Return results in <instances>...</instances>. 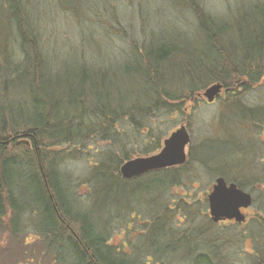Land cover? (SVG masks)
Masks as SVG:
<instances>
[{"label": "rangeland", "instance_id": "obj_1", "mask_svg": "<svg viewBox=\"0 0 264 264\" xmlns=\"http://www.w3.org/2000/svg\"><path fill=\"white\" fill-rule=\"evenodd\" d=\"M14 1L21 3L22 10H20L24 15L21 23L25 24L23 31L26 35L23 33L25 36L23 39L22 33L21 35L18 33L16 21H14L16 18L8 8L11 0H0V136L7 137L17 132L20 134L17 141L26 139L23 138V132L26 129L11 127L30 119L35 122L36 98L31 95L29 85L19 86L15 84V78L9 80L6 78L3 82L1 69L2 65H34L32 50L24 46L27 43L29 45L36 41L42 65H47L48 83H53L50 85L53 87L51 91L47 86L45 92L53 93L58 102L66 99L70 93L79 95L83 82L81 71L86 70L90 78L86 83L87 91L93 93L94 99L99 100L103 90L106 89L112 96L119 95L120 101L125 103H134L144 98L145 88L142 81L127 76L123 69L125 65H137L139 53L145 45L165 44L188 50L199 48L201 45L198 41L201 34L197 20L185 0ZM256 1L193 0L195 5L206 14L217 18L220 25H231L232 18H235L240 10L250 9ZM250 21L254 24V19ZM181 59L182 57L177 56L168 64L171 70L166 75L171 78L173 74L176 81L184 74V71H187L186 69L195 66L182 65ZM100 70L105 72L107 79H104V82L100 81V87L97 89L94 86L99 84L96 77ZM5 84L6 87H4ZM231 84L230 90L223 88L212 104L207 103L202 96L198 97V94L202 95L205 92L206 89H204L184 101L181 113L154 116L139 131L127 124L118 126L124 133L115 138L113 136L111 142L103 141L99 137L98 140H90L88 145L78 152L64 145L62 150L72 152L69 154V159L65 158L62 164L58 163L61 164L59 168L63 172L67 171L74 178L73 182L66 183V190L73 191L78 200L83 203L91 196V185L86 181L93 171L94 164L100 163L102 154L106 151L110 150L119 159H122V155H125L127 151L131 156H135L131 159L146 157L135 153H140L147 148L156 150L159 147L161 150L164 140L181 126H186L191 137L188 149L190 163L182 171L187 172L183 174L186 176L178 189H168L162 201L158 200V207L154 211V213H161L166 208L165 205H170L173 209L169 211L172 215L168 227L177 234L172 238L178 244V250L160 253L158 257L161 263L172 261L173 264H181L184 261L194 264L195 260L201 256L207 257L203 260L210 257L213 262L220 264H254L252 254L257 244L255 242L264 239L262 178L264 177V123L254 124L245 118L252 117L247 113L248 110H264V76L260 83L249 90L244 89L246 81H230L229 85ZM42 99L46 103V99ZM22 106L27 108V112L22 111L24 110ZM2 126L7 128L3 131ZM236 137L239 138L238 142L235 140ZM151 142L152 146H148ZM18 147L21 150L27 148L33 162L31 144H21ZM222 151V158L226 161L224 166L227 167L228 173H232V178L236 179L240 185H245V179L248 178L255 182L245 186L255 198L253 207L247 213L246 226L219 227L208 217L207 196L215 181L216 173L214 166L212 169L202 168L200 160L205 158L212 160L211 156L214 153ZM26 152L19 153L23 156ZM44 154L48 158V152ZM242 162L248 163L241 165L238 169L236 167L238 164L235 163L242 164ZM21 164L23 168L27 167L24 162ZM213 165L216 167L223 164L213 163ZM235 168L240 175L231 171ZM143 177L146 178V176ZM144 178H141L143 183L123 185L115 191L123 198L124 204L129 203L126 206L128 210L131 207L133 209V212L122 214L118 222L114 223L112 244L115 246L131 247L138 239L137 233L143 230L149 232L153 228L154 223L149 218L150 206L154 208V205L150 204L151 196L156 195L154 199H158L157 195L161 194V189L153 185L150 180L144 181ZM193 178L195 181L191 184ZM145 195L148 197L147 200L144 198V204L141 207L136 205V201L142 200ZM104 203L107 204L108 201ZM29 213L31 211L27 209L25 216L20 215L21 218L24 216L21 219L23 227L17 229L23 232L22 242L29 238L28 242H31L32 246H37L36 250L40 254L38 258L44 259L45 256L41 255V251L45 255H48V251L41 248L39 238L36 240L34 226L28 224L30 223L28 218H31L27 216L30 215ZM115 217L114 214L113 218ZM206 220L213 223L215 227H209ZM5 221L7 223L9 219ZM3 227L6 225L0 223V243H2L0 244V264H14L16 258L13 257L12 252H16L17 247L7 253L4 252L6 244L3 243L7 229ZM183 236H186L188 241L178 242L183 240L181 239ZM154 248L157 250L156 246ZM135 249L145 259L154 251L153 248L144 249L142 245L136 246ZM33 264H41V260L38 259ZM43 264L50 263L44 261Z\"/></svg>", "mask_w": 264, "mask_h": 264}, {"label": "trees", "instance_id": "obj_2", "mask_svg": "<svg viewBox=\"0 0 264 264\" xmlns=\"http://www.w3.org/2000/svg\"><path fill=\"white\" fill-rule=\"evenodd\" d=\"M185 3L193 10L197 20L201 34L198 41L201 45L193 50L178 49L165 44L145 45L139 53L137 65H125L123 69L127 76L141 80L145 88L144 98L134 103L121 102L119 95L112 96L106 89L103 90L99 100L94 99L93 93L87 91L86 83L90 78L86 70L81 71L83 82L79 95L70 93L66 99L58 102L53 93L45 92L47 86L51 91L53 87L50 85L53 83H48L47 65H42L34 39H32L33 43L24 45L32 50L34 65H2L3 82L6 78L7 80L15 78V84L30 86L31 95L36 98L35 111L37 112L35 122L30 119L11 127L26 129L23 134L27 135L32 142L33 162L29 156L30 151L27 148L21 150L13 140L20 135L19 133L13 132L7 137L0 136V223L5 224L6 227L3 228L7 229L3 243L6 244L4 252L7 253L17 247L16 252H12L13 257L16 258L14 264L22 262L33 264L38 259L41 260V264L44 261L50 264L174 263L172 261L161 263L158 257L160 253L178 250V244L172 238L177 234L168 227L172 215L169 211L173 209L170 205H165L166 208L161 213H154V211L158 207V200L162 201L168 189H178L182 184L186 176L183 174L187 173L182 171L186 169L189 161L179 169L154 172L146 175V178L140 177L127 181L121 177L119 170L122 163L135 156H131L127 151L125 155L121 153L122 159H119L116 154L108 150L102 154L100 163L94 164L92 168L93 171L86 181L91 185V196L83 203L78 200L73 191L66 190V183L73 182L74 178L59 167L65 158H70V152L81 151V148L86 147L90 140H98L101 137L103 141L111 142L113 136L115 138L124 133L118 126L127 124L139 131L154 116L181 113L184 101L208 88L209 85L219 83L230 90L234 84L229 85L230 81H246L244 89L249 90L261 82L264 76V1L257 0L250 9L240 10L236 17L232 18L231 25H220L217 18L206 14L195 5L193 0H185ZM20 4L11 0L8 8L16 18L14 21H16L18 33L20 35L22 33L21 36L24 39L25 24L21 23L24 15ZM66 7L71 8L69 5ZM252 19L254 24L250 21ZM177 56L182 57V65H195L186 69L187 71H184L178 81L174 79L173 74L171 78L166 75L171 70L168 64ZM97 76L99 84L94 87L99 89L100 81L104 82L107 77L102 70ZM4 93H6L5 89ZM42 98L46 99V103ZM23 107L22 111L27 112V108ZM247 113L252 117L245 120L264 123V110L253 109L248 110ZM6 128L2 126L3 131ZM64 145L70 147L72 151L62 150ZM148 146H152V142ZM158 150H160L159 147L156 150L147 148L135 154L147 157L154 155ZM18 151L28 153L22 156V153ZM46 152H48V158L44 154ZM222 153L223 151L214 153L211 156L212 160L206 158L200 160L202 168L212 169L214 166L215 177L224 176L231 179L232 173H228L227 167L224 166L226 161L222 158ZM21 162H24L27 167L23 168ZM59 162L61 164H58ZM213 163L223 165L215 167ZM235 164H238L236 167L239 169L241 165L247 163ZM231 171L240 175L236 168ZM141 178H144V181L150 180L153 185L161 189V194L157 195L158 199H154L156 195L151 196L150 204L154 205V208L150 206L149 218L154 223L153 228L149 232L143 230L137 233L138 239L131 247L115 246L112 244L114 223L118 222L122 214L133 212L132 207L130 210L126 207L129 203L124 204L123 198L115 191L123 185L143 183ZM262 178L264 183V177ZM250 179H245V185H240L239 182L238 185L250 186V182H253ZM194 181L193 178L191 184ZM193 189L195 190V187ZM147 195L142 200H137L136 205L141 207L144 204V198L147 200ZM104 201L108 203L105 204ZM27 209L31 211L30 215H27L31 217L28 218L30 222L28 224L34 226V235L36 240L39 238L41 241L39 243L41 248L48 251V255L41 251V255L45 256L44 259L38 258L40 254L36 250L37 246H32V243L28 242L29 238L24 237L25 241L22 242L23 232L17 229L23 227L21 219L26 215ZM114 214L115 218H113ZM20 215L24 216L21 218ZM6 219H9V222L6 223ZM206 221L209 227H215L213 223ZM181 239L178 242L188 241L186 236ZM137 243L139 245H136ZM141 245L144 249H154L150 257L147 255L145 259L136 252L135 247ZM204 257L207 258L206 256L198 257L194 264H220L213 262L210 257L203 260ZM181 264L193 263L184 261Z\"/></svg>", "mask_w": 264, "mask_h": 264}, {"label": "water", "instance_id": "obj_3", "mask_svg": "<svg viewBox=\"0 0 264 264\" xmlns=\"http://www.w3.org/2000/svg\"><path fill=\"white\" fill-rule=\"evenodd\" d=\"M223 86L219 83L206 88L202 96L207 103L212 104L221 94ZM28 138V136H23ZM30 145L28 140L17 144ZM191 137L186 126H181L163 142L161 150L154 155L126 161L120 167V175L124 180H134L150 173L165 171L185 166L189 161L188 149ZM210 217L214 223L223 219H235L237 223L245 221L242 208L252 205L251 196L238 189L235 184L229 187L222 178L217 180L213 192L208 197Z\"/></svg>", "mask_w": 264, "mask_h": 264}, {"label": "flooded vegetation", "instance_id": "obj_4", "mask_svg": "<svg viewBox=\"0 0 264 264\" xmlns=\"http://www.w3.org/2000/svg\"><path fill=\"white\" fill-rule=\"evenodd\" d=\"M254 124H256V122L254 121L253 122ZM236 136V135H235ZM236 142L239 141V138L236 137ZM227 143H229L228 141H226ZM248 163V162H247ZM214 178V177H213ZM222 178L224 180V182L227 184V186L229 187L231 184H235L238 189L242 190L243 192L249 194L251 196V199H252V205H250V207L248 208H242L240 211L241 213L244 215L245 217V221L243 223H237L235 219H232V220H229V219H223L221 220L219 223H214L210 217V211H209V219L217 226L221 227V226H225V225H229V226H246L248 224V219H247V213L249 212V210L253 207L254 203H255V198L253 197V193L246 189V187H240L238 185V181L237 180H234V178H231V179H227L226 177L224 176H217L215 177V181L211 187V190L207 196V204H208V210H209V203H208V197L209 195L212 194L213 192V189H214V186L216 185L217 183V180ZM255 227V226H254ZM257 243V244H256ZM256 244V247L254 249V253L252 254V258H253V261L254 264H264V239L262 240H259L257 242H255Z\"/></svg>", "mask_w": 264, "mask_h": 264}, {"label": "bare ground", "instance_id": "obj_5", "mask_svg": "<svg viewBox=\"0 0 264 264\" xmlns=\"http://www.w3.org/2000/svg\"><path fill=\"white\" fill-rule=\"evenodd\" d=\"M101 83V82H100ZM109 85V84H108Z\"/></svg>", "mask_w": 264, "mask_h": 264}]
</instances>
